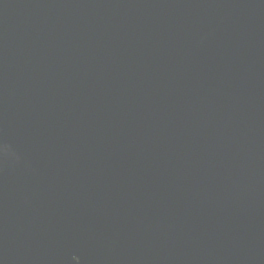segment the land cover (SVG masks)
<instances>
[{
    "label": "water",
    "instance_id": "water-1",
    "mask_svg": "<svg viewBox=\"0 0 264 264\" xmlns=\"http://www.w3.org/2000/svg\"><path fill=\"white\" fill-rule=\"evenodd\" d=\"M0 264H264V0H0Z\"/></svg>",
    "mask_w": 264,
    "mask_h": 264
}]
</instances>
